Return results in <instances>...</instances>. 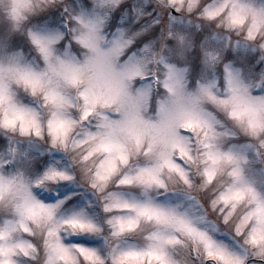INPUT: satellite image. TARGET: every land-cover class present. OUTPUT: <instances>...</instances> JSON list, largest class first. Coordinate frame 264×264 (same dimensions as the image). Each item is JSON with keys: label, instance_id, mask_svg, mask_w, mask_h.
Returning a JSON list of instances; mask_svg holds the SVG:
<instances>
[{"label": "snow or ice", "instance_id": "1", "mask_svg": "<svg viewBox=\"0 0 264 264\" xmlns=\"http://www.w3.org/2000/svg\"><path fill=\"white\" fill-rule=\"evenodd\" d=\"M6 8L0 264H264V0Z\"/></svg>", "mask_w": 264, "mask_h": 264}, {"label": "rangeland", "instance_id": "2", "mask_svg": "<svg viewBox=\"0 0 264 264\" xmlns=\"http://www.w3.org/2000/svg\"><path fill=\"white\" fill-rule=\"evenodd\" d=\"M9 0H5V3H0V23L4 22V18L7 16V8L6 5Z\"/></svg>", "mask_w": 264, "mask_h": 264}]
</instances>
